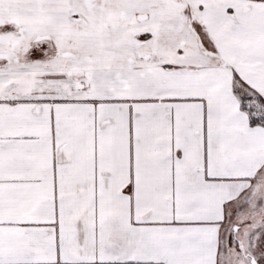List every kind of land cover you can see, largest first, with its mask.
Segmentation results:
<instances>
[{"label":"snow or ice","instance_id":"obj_1","mask_svg":"<svg viewBox=\"0 0 264 264\" xmlns=\"http://www.w3.org/2000/svg\"><path fill=\"white\" fill-rule=\"evenodd\" d=\"M0 264H264V0H0Z\"/></svg>","mask_w":264,"mask_h":264}]
</instances>
